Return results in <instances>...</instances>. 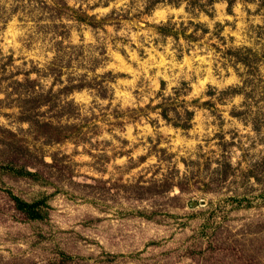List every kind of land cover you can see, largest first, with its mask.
I'll return each mask as SVG.
<instances>
[{
	"label": "rangeland",
	"instance_id": "1",
	"mask_svg": "<svg viewBox=\"0 0 264 264\" xmlns=\"http://www.w3.org/2000/svg\"><path fill=\"white\" fill-rule=\"evenodd\" d=\"M111 2L0 0V264H264V0Z\"/></svg>",
	"mask_w": 264,
	"mask_h": 264
},
{
	"label": "clouds",
	"instance_id": "2",
	"mask_svg": "<svg viewBox=\"0 0 264 264\" xmlns=\"http://www.w3.org/2000/svg\"><path fill=\"white\" fill-rule=\"evenodd\" d=\"M68 2H69V4H71L75 7L81 6L80 3H77V0H68ZM96 2H97V0H87V4L85 5V8H87V5H92V4H95ZM204 2H205V0H201V3H204ZM128 4H129V0H114V2L109 3L108 7H98L93 12H91L90 14L91 15L99 14L100 16H103V15H106L107 13H109L113 8L120 10L123 6H127ZM186 6H187V0H181L179 7H173L167 3V0H163V3L158 4L156 6V10L153 12V14L149 17H146V19L148 21H150L151 23L163 25V24H166L168 22V18L171 17L172 23L176 24V26L179 27L181 19H183L186 22L188 19L192 18L185 12ZM245 6L249 9H251L253 12H255L257 5L256 4L245 5L242 2V0H236V4H235L233 10L241 20H243V18L246 15V13L242 10ZM227 7H228L227 0H221L220 3H217L214 5V8L217 9V11H218L217 19L222 24L224 23L225 20H229V21L233 20L232 16H228V15L223 13V10L226 9ZM133 11H135V9H133ZM207 21H208V18L206 16H204L203 13H200V19L198 22H207ZM251 21L254 24H264V18L259 17V16L252 17ZM213 23H215V21L208 22V27L210 29H211ZM242 26L243 25H241V27ZM228 32H229V30L226 28L225 34H227ZM169 40H171V37H169ZM213 42H215V41H213ZM181 43H183V41H181ZM33 79H35V76H33ZM42 82L44 83L45 87H47L48 85L51 84L52 78L49 77L48 79H46ZM233 82L239 83V81L236 80L235 75H233V77L231 79L227 80L226 84H232ZM57 87H59V85ZM166 94H168V93H166ZM0 98H2V97H0ZM242 99H243L242 96H236L233 103L239 105V103ZM156 115L158 117V112ZM160 123H163V121H160ZM25 127H27V125H25ZM149 131H151V130L149 129ZM245 131H247V130H245ZM140 154H141V152H136V153H134V157L137 155H140ZM119 163H123V160L119 161ZM148 163L154 164L155 158H152L151 160H149ZM143 167H146V165H144ZM137 171H138V169H137ZM97 215H102V214L97 213ZM3 234H4V229L0 228V236H3ZM4 247H5V245L0 243V251H2ZM21 247H23V245H21ZM5 255H7V253H5Z\"/></svg>",
	"mask_w": 264,
	"mask_h": 264
},
{
	"label": "trees",
	"instance_id": "3",
	"mask_svg": "<svg viewBox=\"0 0 264 264\" xmlns=\"http://www.w3.org/2000/svg\"><path fill=\"white\" fill-rule=\"evenodd\" d=\"M13 203L15 205V209L21 213H23L28 219H38L40 218L39 210L36 209L37 205L34 203H24L18 200L17 198H12Z\"/></svg>",
	"mask_w": 264,
	"mask_h": 264
}]
</instances>
